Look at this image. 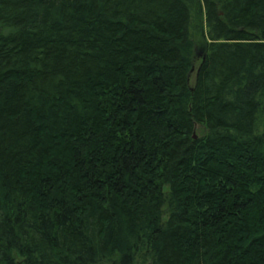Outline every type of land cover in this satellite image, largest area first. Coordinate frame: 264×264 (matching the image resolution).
<instances>
[{"label": "trees", "instance_id": "1", "mask_svg": "<svg viewBox=\"0 0 264 264\" xmlns=\"http://www.w3.org/2000/svg\"><path fill=\"white\" fill-rule=\"evenodd\" d=\"M104 263L264 264V0H0V264Z\"/></svg>", "mask_w": 264, "mask_h": 264}, {"label": "rangeland", "instance_id": "2", "mask_svg": "<svg viewBox=\"0 0 264 264\" xmlns=\"http://www.w3.org/2000/svg\"><path fill=\"white\" fill-rule=\"evenodd\" d=\"M200 62H201V60H200V57H199V58H197V61L195 62V66L197 67V69H198V66H199ZM195 73H196V72H195ZM195 73H194V75H193V79H194V77H195ZM104 264H108V263H104Z\"/></svg>", "mask_w": 264, "mask_h": 264}]
</instances>
